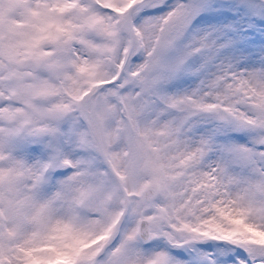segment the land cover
Masks as SVG:
<instances>
[{
    "label": "snow or ice",
    "instance_id": "obj_1",
    "mask_svg": "<svg viewBox=\"0 0 264 264\" xmlns=\"http://www.w3.org/2000/svg\"><path fill=\"white\" fill-rule=\"evenodd\" d=\"M0 264H264V0H0Z\"/></svg>",
    "mask_w": 264,
    "mask_h": 264
}]
</instances>
